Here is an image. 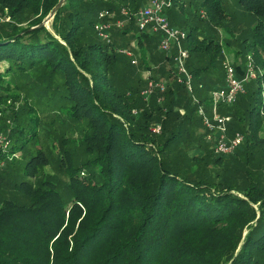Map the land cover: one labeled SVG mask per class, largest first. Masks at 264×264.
<instances>
[{"label":"trees","instance_id":"16d2710c","mask_svg":"<svg viewBox=\"0 0 264 264\" xmlns=\"http://www.w3.org/2000/svg\"><path fill=\"white\" fill-rule=\"evenodd\" d=\"M152 1L68 0L47 29L60 0H0V107L14 124L0 155V264H264V0H167L170 26L187 33L191 91L179 47L161 53L162 34L139 30ZM229 49L257 77L219 107L228 135L244 137L226 158L199 111L212 118ZM25 76L44 83L41 98H26ZM11 85L26 91L17 109Z\"/></svg>","mask_w":264,"mask_h":264},{"label":"built area","instance_id":"2783aa9c","mask_svg":"<svg viewBox=\"0 0 264 264\" xmlns=\"http://www.w3.org/2000/svg\"><path fill=\"white\" fill-rule=\"evenodd\" d=\"M171 3L172 2L167 0H153L150 4L143 6L137 13L138 27L139 30L144 33L162 34L159 44V51L161 53L170 55L176 45L179 47V55L176 58V70L180 75L186 77L185 81H183V79H180L179 81L185 82L188 89L191 91L192 76L188 74L185 67L186 60L189 58V53L181 47V41L187 38V33L181 29L170 26L165 14V9L170 7ZM122 13L123 16H128V12L125 9L122 10ZM106 16L113 17L109 13H102L100 18L103 19ZM127 22L128 17L118 21L117 24L121 27H125ZM111 26V24L106 23L104 20L97 23L96 29L102 40L109 39L108 32ZM256 77V69L251 60L249 65V76L247 79H255ZM246 80L239 78L238 71L234 66L226 65L225 85L224 87L214 90L212 93V118L208 116L203 108L199 111L200 116L204 119V125L208 129L207 141L212 144L217 155L226 158L237 153L242 147L244 137L240 133L235 134L233 137L228 135V123L231 122V117L222 115L219 112V107L221 104L228 106L234 105L238 96L246 91ZM161 87L164 88L165 85L162 84ZM151 92L152 90L150 89L148 93ZM159 130L160 128L156 131Z\"/></svg>","mask_w":264,"mask_h":264},{"label":"rangeland","instance_id":"374dc122","mask_svg":"<svg viewBox=\"0 0 264 264\" xmlns=\"http://www.w3.org/2000/svg\"><path fill=\"white\" fill-rule=\"evenodd\" d=\"M200 16H201V18H204V19L206 17L203 12H200ZM9 20H10L9 17L2 16L0 14V22H7ZM20 27L23 28V27H26V26L24 25V26H20ZM50 27L51 26L49 24V26H47L46 28L47 29H50ZM243 27H245V28L248 29V26H243ZM240 28H241V26H238V30H240ZM221 33H222V31H221ZM222 38H223V35H222ZM250 58L251 57H247V56H245L244 58L243 57H240V55H238L236 51H232L231 49H229V52L227 53V56H226L225 61H224V64H223L224 71H226V65H232V66H234L238 70V73L239 72L242 73V77H240V78L242 80H246L248 78V76H249V65H250V62L252 60ZM237 65H240V67L237 66ZM3 67L4 66L2 65V67H0V69H2ZM238 67H239V69H238ZM149 75H150L149 73L148 74H145V77H148ZM19 80L22 81V82H24L23 84H26L25 87L28 90L27 91L28 94L26 95V98H29V97L30 98H32V97H40V95L42 94L40 91L43 90L42 88L44 87V83H39L38 81L32 80V79H30V77H26V76L25 77H20ZM255 80H256V78L255 79H247L245 81V86H246V83L248 81L251 82V81H255ZM32 86H35L34 89H30V87H32ZM245 90H246V88H245ZM4 94L9 95V97L12 99V100L11 99L9 100V101H12V103H10V105L12 104V107L14 109H17L19 107L18 103H20L22 101L21 99H19L18 96H20V95L22 97L25 96L26 91H24L22 94L21 93H18V92H16L15 85H11V89L8 90V91H5ZM15 97H18V99H16V100L13 99ZM4 100H6L5 97H4ZM43 102H45V101L43 100ZM6 105L7 106H10L9 103H7ZM0 106L5 107V104H2ZM46 108H50V112H51V107H50L49 104L47 105ZM2 111H3V108L0 107V118H4V121L6 122V129L3 132V134H0V146H1L0 155L4 154L5 152L11 151L12 150L11 148L14 146L13 145V140L11 139V136L9 135L10 134V129L7 132V128L12 127L14 124L9 119L10 116H8L7 114H5V112L2 113ZM53 112L54 111H52V113L50 115H44L42 113V111L39 113V116H41V118L44 119L45 122L49 124L50 130L52 132L56 128H58L60 130V128L57 127L54 123H51V121H53L54 120L53 118L55 117V114ZM207 114H208L209 117H211V113L210 112H207ZM261 123H262V121H261ZM240 151H242V149L238 151V154L240 153ZM17 156H18V158H20L21 157V154L18 153ZM0 162H2L1 159H0ZM2 164L3 163H0V166Z\"/></svg>","mask_w":264,"mask_h":264},{"label":"water","instance_id":"95a60500","mask_svg":"<svg viewBox=\"0 0 264 264\" xmlns=\"http://www.w3.org/2000/svg\"><path fill=\"white\" fill-rule=\"evenodd\" d=\"M68 0H60L58 5L51 11V13L45 18L42 25L43 27L49 26L50 22L53 20L57 12L66 4ZM40 27V26H39Z\"/></svg>","mask_w":264,"mask_h":264}]
</instances>
